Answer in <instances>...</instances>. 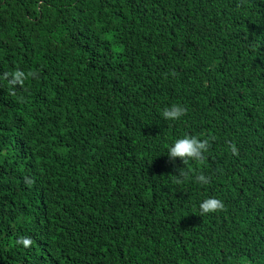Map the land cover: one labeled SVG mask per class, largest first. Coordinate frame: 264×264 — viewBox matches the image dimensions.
Listing matches in <instances>:
<instances>
[{
	"label": "trees",
	"instance_id": "16d2710c",
	"mask_svg": "<svg viewBox=\"0 0 264 264\" xmlns=\"http://www.w3.org/2000/svg\"><path fill=\"white\" fill-rule=\"evenodd\" d=\"M0 77V264H264V0H0Z\"/></svg>",
	"mask_w": 264,
	"mask_h": 264
},
{
	"label": "clouds",
	"instance_id": "9594fccd",
	"mask_svg": "<svg viewBox=\"0 0 264 264\" xmlns=\"http://www.w3.org/2000/svg\"><path fill=\"white\" fill-rule=\"evenodd\" d=\"M13 80L8 81V83L14 84L17 82H22L25 79V73L19 70H16L12 73ZM4 77H0V80ZM185 108L180 104H172L162 109V117L168 121H175L184 115ZM208 145L207 141L199 139L196 135L184 134L180 137H177L172 141V143L167 148V155L170 158L180 157L184 162L188 158L192 160L199 161L202 159L204 152L207 151ZM231 151L236 152V148L232 147ZM187 175L185 176V178ZM195 181L201 184H207L208 178L203 174L197 175ZM224 208L223 201L216 196H208L202 201L199 202V210L201 215L222 210ZM31 243L30 239L26 237H20L17 240V244H22L24 247L29 246Z\"/></svg>",
	"mask_w": 264,
	"mask_h": 264
}]
</instances>
